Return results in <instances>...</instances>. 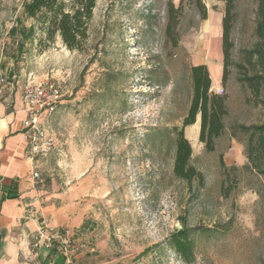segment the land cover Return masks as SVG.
I'll return each instance as SVG.
<instances>
[{
    "label": "rangeland",
    "instance_id": "1",
    "mask_svg": "<svg viewBox=\"0 0 264 264\" xmlns=\"http://www.w3.org/2000/svg\"><path fill=\"white\" fill-rule=\"evenodd\" d=\"M26 2L0 0V101L46 80L61 88L43 122L56 143L36 158V179L83 219L70 228L85 245L75 264H183L166 245L183 224L195 229L193 264H264V178L247 167V136L237 128L264 122L242 81L253 74L246 53L256 43V0H237L229 75L218 91L209 89L227 96L228 111L212 152L199 142V117L185 128L183 120L190 68L210 61L223 0H97L81 51L59 37L46 43L37 28L19 51L21 30L34 24ZM170 4L182 12L176 45L166 36ZM181 129L203 185L173 174Z\"/></svg>",
    "mask_w": 264,
    "mask_h": 264
},
{
    "label": "trees",
    "instance_id": "2",
    "mask_svg": "<svg viewBox=\"0 0 264 264\" xmlns=\"http://www.w3.org/2000/svg\"><path fill=\"white\" fill-rule=\"evenodd\" d=\"M23 13L34 24L21 30L17 48L23 49L25 42L30 41L37 28L45 37L46 43H52L59 37L63 46L70 51H81L88 39V26L92 20V12L97 0H26ZM224 15L221 21V52L223 58L222 84L227 81L228 67L230 64V52L232 42L230 36L233 23L236 19L235 4L237 0H223ZM181 6V3H180ZM175 8L170 4L168 8V22L166 36L177 43L178 35L176 27L181 17V7ZM201 20L206 19V12L200 7ZM256 43L246 53L247 63L252 66L253 74L244 76L242 81L252 93L257 103L261 105L264 114V0H256L255 21ZM17 28L13 27L9 33L14 37ZM190 75L192 81V97L189 111L183 120V127L195 124L199 117V142L204 145L205 151L214 150L215 141L220 138L225 125L224 118L228 115L227 96L210 92L211 80L206 65L191 66ZM247 136L244 152L247 167L264 178V122L252 124V126H237ZM173 174L181 181L191 183L196 180L203 185L202 174L191 164L192 149L189 141L184 137L183 129L175 135ZM15 188L9 189L6 198H15ZM195 229L188 228L185 224L166 240L168 248L178 254L183 264H193L194 248L193 234ZM62 264V262H61Z\"/></svg>",
    "mask_w": 264,
    "mask_h": 264
},
{
    "label": "crops",
    "instance_id": "3",
    "mask_svg": "<svg viewBox=\"0 0 264 264\" xmlns=\"http://www.w3.org/2000/svg\"><path fill=\"white\" fill-rule=\"evenodd\" d=\"M220 41L221 35L212 41L213 47L207 57L209 62L194 64L206 65L210 88L216 91L222 85L221 46L220 51L215 47ZM21 99V93L15 92L9 101L6 98L0 101V264H61L62 257L57 252H48L40 246L33 248V236L42 220L49 227L63 229L78 228L83 219L75 216L73 207L58 201L62 195L53 186L44 187L41 180L33 179L40 161L29 158L22 138L21 126L27 113ZM13 187L17 196L6 198ZM78 261L86 264L81 258Z\"/></svg>",
    "mask_w": 264,
    "mask_h": 264
},
{
    "label": "built area",
    "instance_id": "4",
    "mask_svg": "<svg viewBox=\"0 0 264 264\" xmlns=\"http://www.w3.org/2000/svg\"><path fill=\"white\" fill-rule=\"evenodd\" d=\"M4 86L5 80L0 78ZM22 95V104L27 113L22 122V138L26 143L29 158L44 156L55 145L53 135L49 134L43 122L52 115L63 97L59 84L46 80L38 84H29ZM39 174L33 172V179ZM33 248L42 247L46 251H55L62 257V264H75L85 245L79 244L70 228L58 229L49 227L45 220L40 222V228L33 236Z\"/></svg>",
    "mask_w": 264,
    "mask_h": 264
}]
</instances>
